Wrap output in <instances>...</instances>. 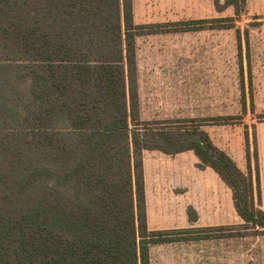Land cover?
I'll return each mask as SVG.
<instances>
[{
  "label": "trees",
  "instance_id": "trees-1",
  "mask_svg": "<svg viewBox=\"0 0 264 264\" xmlns=\"http://www.w3.org/2000/svg\"><path fill=\"white\" fill-rule=\"evenodd\" d=\"M209 21L235 26L172 30ZM158 26L135 22L133 0H0V264H150L174 230L148 228L144 149L193 150L264 228L259 173L255 185L201 123L140 118L137 37Z\"/></svg>",
  "mask_w": 264,
  "mask_h": 264
},
{
  "label": "rangeland",
  "instance_id": "rangeland-1",
  "mask_svg": "<svg viewBox=\"0 0 264 264\" xmlns=\"http://www.w3.org/2000/svg\"><path fill=\"white\" fill-rule=\"evenodd\" d=\"M141 1L146 4L134 7L135 22L162 23L156 33L137 37L142 117L181 126L201 123L240 169L249 174L252 167L254 184L257 173L261 183L264 0L240 2L245 7L241 15H235L227 0ZM228 16H235L234 27H213L209 21L198 24L206 25L202 29L172 30L176 21ZM226 115L234 118L223 119ZM172 157L178 167H172L173 184L165 203L176 205L179 217H198L184 226L191 227L187 232L172 231L174 240L153 243L151 264H264V228L247 227L235 209L232 188L214 169L200 165L193 151ZM149 173L153 179L167 178L166 168L150 167ZM211 180L226 184V197L209 188ZM153 198L158 205L159 195Z\"/></svg>",
  "mask_w": 264,
  "mask_h": 264
},
{
  "label": "crops",
  "instance_id": "crops-1",
  "mask_svg": "<svg viewBox=\"0 0 264 264\" xmlns=\"http://www.w3.org/2000/svg\"><path fill=\"white\" fill-rule=\"evenodd\" d=\"M145 4L146 3L142 2L141 0H133V5H134L133 7H136L138 5H145ZM139 82H140V79H139V67H138V93H139L140 118L142 120H153V119H145L144 117H142ZM154 120H157V119H154ZM186 151H193V150L190 149V150H185V151H181L178 153H183ZM173 155L174 154H169L159 149H144L143 150V168H144L145 197H146V218H147V225L150 230H175L177 231L179 229L182 230L186 228H191V227H184V226L188 225V223L190 222L197 220V217H198L197 213H196L195 220H191L190 217H186L185 215L182 217H179L178 212L176 211V205L169 204V201H168V205H166L165 203L164 196L171 194L170 189L173 184L171 183V176H172V171H173L172 167H175V168L178 167L177 163H173V157H172ZM150 167L156 170H159V171L166 168L167 178L164 180L154 178L155 179L154 180L150 176V173H149ZM204 167H210V166H204ZM262 171L263 173H262V181H261V206L264 209V169ZM159 176H160V173H159ZM223 182L225 181L223 180ZM225 183H222V181H217V180H211L210 182H208L210 189H213V188L217 189L219 197L227 196V189H226L227 183L226 184ZM158 188H160L161 190L158 191L157 190ZM164 188H166V191H164ZM155 194L159 195V199L157 200L158 205H156V202L153 200L154 199L153 196ZM174 196H177V195L175 194ZM155 207L156 209L153 211ZM214 218H218V216H215ZM150 264H151V254H150Z\"/></svg>",
  "mask_w": 264,
  "mask_h": 264
}]
</instances>
